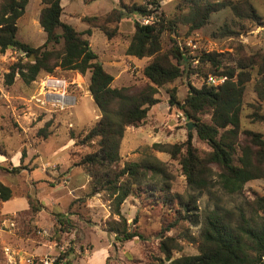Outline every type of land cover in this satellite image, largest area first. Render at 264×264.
<instances>
[{
	"label": "trees",
	"instance_id": "trees-1",
	"mask_svg": "<svg viewBox=\"0 0 264 264\" xmlns=\"http://www.w3.org/2000/svg\"><path fill=\"white\" fill-rule=\"evenodd\" d=\"M28 3L29 0L0 1V55L9 50L20 53L5 75L4 86L11 87L17 80L31 85L40 76L53 75L58 69L91 75L89 92L101 117L81 134L70 133L74 146L90 150L73 166L89 177V197L102 195L110 204L108 224L119 242L143 239L138 231L131 230L122 213L125 202L141 190L154 196L159 192L169 193L172 180L167 163L152 154L145 153L138 161L122 162L121 145L126 130L143 126L150 110L160 102L159 90L175 85L185 75L190 78L199 74L205 81L209 76L227 80L216 87L205 81L200 88L188 83V93L183 101H180L176 87L169 89L170 107L182 111L195 128L189 131L188 140L183 144H156L152 148L178 161L193 193L215 197L213 190L218 188L222 195H243L248 182L264 180V134L242 125L246 91L251 83H254L257 101L250 105L253 111L246 119L250 124L264 125V49L247 54L241 46L233 59H226L216 52L191 57L174 39L168 49L163 45L165 34L178 37L179 25L186 26L190 33L199 31L209 25L214 14L226 9H230L242 26H264V19L253 0H176L174 17L160 13L157 0H120L119 8L105 15L82 16V21L89 27L82 33L61 21V0H41L40 24L47 34V41L40 47L18 38V21L24 16ZM127 16H138L140 20L155 18L151 25L135 21V32L127 49L129 56L149 59L142 71L146 85L137 92L131 87H113L114 77L91 50L87 39L93 29L102 31L109 40L120 37L119 24ZM234 35L236 33L225 26L213 34V38H233ZM195 60L197 67L192 69ZM205 116L209 121H204ZM194 133L199 141L209 146V151H201L193 145ZM5 152L0 155L8 158ZM24 157L25 152L21 164L11 172L18 174L25 170ZM12 197V190L0 182V203L8 202ZM198 198L192 195L186 203L178 201L176 213L180 217L166 231L176 228L180 219L199 226V254L174 258L173 251L180 245L175 238H166L160 245L165 258L151 264H264V196L256 195L247 200L251 217L242 209L235 213L218 204L213 210L200 212ZM173 200L169 196L163 201L159 199L157 204L170 206ZM28 204L32 207L30 200ZM183 212L186 215L182 218ZM57 222L63 227L71 224L68 219ZM134 222L136 224L137 219Z\"/></svg>",
	"mask_w": 264,
	"mask_h": 264
},
{
	"label": "rangeland",
	"instance_id": "rangeland-1",
	"mask_svg": "<svg viewBox=\"0 0 264 264\" xmlns=\"http://www.w3.org/2000/svg\"><path fill=\"white\" fill-rule=\"evenodd\" d=\"M157 1L161 6L160 13L174 17L176 0ZM253 2L264 19V0ZM94 9L91 6L89 12L94 14ZM235 23L232 12L226 9L214 14L209 25L199 31L190 33L186 26L179 25L178 37L165 34L163 45L168 49L174 39L189 56L199 57L201 53L193 52L187 45L189 41L198 40L202 47H208L211 53L222 54L226 59H233L241 46L247 54L264 49L251 46V31L254 29L251 24L242 26ZM225 26L236 35L233 38L214 39L213 34L219 33ZM124 28L128 30L129 26ZM95 32L96 50L102 53L106 49L107 37L100 30L96 29ZM18 58L13 50L0 55V152L6 149L8 155V158H3L6 162L0 166V182L9 187L13 194L11 200L0 203V264H29L34 258L35 264H40L47 257L55 259L54 264H151L165 258L160 245L166 238H175L180 245L178 250L173 251L174 258L197 255L200 252L199 226L180 219L176 228L166 231L180 217L176 213L178 201L186 203L192 195L199 196L197 206L200 212L213 210L218 204L235 213L242 209L248 217L252 216L246 202L256 195L264 196V180L248 182L243 195H222L218 188L213 190L215 197L193 193L178 161L152 148L156 144L175 145L188 140V127L176 118L177 108L170 107L168 90L176 87L179 99L183 101L188 93V83L200 88L205 80L199 74L190 78L185 75L175 85L159 90L160 102L142 129L129 127L122 141V162L138 161L145 153L152 154L167 163L172 180L169 193L159 192L154 196L149 191L141 190L125 202L122 213L131 230L138 231L143 239L119 242L108 224L110 204L102 195L89 197L88 176L73 166L80 156L90 150L74 146L75 141L70 139V133L74 131L79 135L88 130L101 113L89 92V74L83 76L58 69L53 75L40 76L31 85L17 80L11 87H5V75ZM131 61L140 62L138 59ZM104 67L110 74L115 73L112 67ZM196 67L195 63L191 66L192 69ZM125 73L132 78L129 87L133 92L146 85L138 68ZM52 78L68 83L67 93L76 98L75 105L61 109L48 102L43 104L46 100L41 93L42 87ZM253 85L251 83L246 91L242 125L264 134V125L250 124L246 119L253 111L250 107L255 98ZM203 119L209 121L208 116ZM42 131L48 134L44 135ZM193 145L201 151L210 150L206 143L197 139L195 133ZM18 152L19 157L15 155ZM23 152L22 165L25 170L18 174L11 172L21 164ZM169 196L174 198L173 205L157 204L159 199L163 201ZM29 200L32 207L28 204ZM185 215L183 212L181 217ZM12 216H15L16 227L8 230L3 224ZM58 219H68L71 224L63 227L57 222ZM40 231L48 233L40 234Z\"/></svg>",
	"mask_w": 264,
	"mask_h": 264
},
{
	"label": "crops",
	"instance_id": "crops-1",
	"mask_svg": "<svg viewBox=\"0 0 264 264\" xmlns=\"http://www.w3.org/2000/svg\"><path fill=\"white\" fill-rule=\"evenodd\" d=\"M119 4H120V0H61V6L63 8L61 21L65 24L72 26L78 32L81 33L86 32L89 29V27L82 21V16L105 15L110 11L119 8ZM91 6L95 8L93 10L96 11L94 14H91V12H89L90 11L89 8ZM42 9H43V5L41 3V0H29L24 16L20 18L18 21L19 40H21L24 43L30 44L31 46L34 47H40L44 45L47 41V34L40 24V15ZM139 20L140 19L138 16L125 17L122 20V22L119 24V32L121 33V36L114 38L113 40H109L107 38L106 49L103 50L102 53H99L96 50V41L94 39V35L96 34L95 32L96 29H93L92 34L87 37L88 41L90 42L91 50H93L99 56V60L102 63V65L103 66L108 65L115 70V73L111 74L114 77L113 87H119V88L129 87L131 85L132 78L130 79V77L125 72L127 70L130 71L131 68L134 69L138 68L140 74H142L143 69L149 62V59L141 60L127 55V49L129 47L130 37L135 32L134 23L135 21H139ZM128 26L129 28L128 30H126L124 27H128ZM251 34L253 35L251 37L252 38L251 46L255 48L264 47V26L255 27L251 31ZM131 59H138L140 62L134 63L131 61ZM90 76L91 75L89 74V77ZM124 83H128V84H124ZM256 101H257V97L255 94L254 102ZM153 110L154 107L150 110L149 115L153 112ZM100 117H101V113L100 115L97 116V121L100 119ZM128 129L129 128H127L126 132H128ZM136 129H142V126ZM15 155L19 157V152L16 153ZM3 158H5V156L0 155V163L2 164L6 162L5 159ZM87 178L89 183L90 181L89 177ZM27 208L25 210H27ZM14 213L16 212H12V214Z\"/></svg>",
	"mask_w": 264,
	"mask_h": 264
},
{
	"label": "built area",
	"instance_id": "built-area-1",
	"mask_svg": "<svg viewBox=\"0 0 264 264\" xmlns=\"http://www.w3.org/2000/svg\"><path fill=\"white\" fill-rule=\"evenodd\" d=\"M153 19L154 18L146 17L141 19L140 22L144 25H151L154 21ZM200 44L201 43L198 40L187 42V45L192 49L193 52L197 51L200 52L201 54L203 52L211 53V50L208 49V47H202ZM13 53L16 56H20V53L16 50H13ZM194 63L197 64L198 63L197 60H195ZM226 80L227 78L225 77L209 76L208 79L205 81V83L209 86L216 87L225 83ZM68 86L69 85L65 80L54 79V78L47 80L41 90V93L44 95L43 97L45 98L46 101L43 103V102H39L40 100H37V102L43 104H46V102H48L61 109H65L68 106L75 105L76 98L67 93ZM176 118L180 120L183 125H188L189 123L184 113L178 109L176 112ZM14 218L15 216L6 219V222L3 224V227L8 230L14 229L16 227V221ZM38 233L42 234L48 232L40 231ZM9 250L10 249H7V252H10ZM54 263H55V259H51L50 257H47L44 260L40 261V264H54ZM29 264H35V258L32 259V261H29Z\"/></svg>",
	"mask_w": 264,
	"mask_h": 264
},
{
	"label": "water",
	"instance_id": "water-1",
	"mask_svg": "<svg viewBox=\"0 0 264 264\" xmlns=\"http://www.w3.org/2000/svg\"><path fill=\"white\" fill-rule=\"evenodd\" d=\"M187 127H188V130L191 131L195 128V124L190 122V123H188Z\"/></svg>",
	"mask_w": 264,
	"mask_h": 264
}]
</instances>
